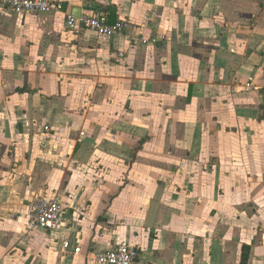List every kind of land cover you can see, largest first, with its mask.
Here are the masks:
<instances>
[{"label":"crops","instance_id":"crops-1","mask_svg":"<svg viewBox=\"0 0 264 264\" xmlns=\"http://www.w3.org/2000/svg\"><path fill=\"white\" fill-rule=\"evenodd\" d=\"M56 1L0 8V264H264V0ZM101 11L129 27L65 29ZM54 198L65 226L27 231Z\"/></svg>","mask_w":264,"mask_h":264},{"label":"built area","instance_id":"built-area-1","mask_svg":"<svg viewBox=\"0 0 264 264\" xmlns=\"http://www.w3.org/2000/svg\"><path fill=\"white\" fill-rule=\"evenodd\" d=\"M0 8L18 16L36 17L40 14L62 13L64 6L62 2L56 0H0ZM64 25L68 31L85 29L104 39L119 37L129 27V23L122 20L110 23L105 11L91 15L80 14L79 16L67 12L64 14ZM117 57L123 59L124 53L118 51ZM49 132V126L45 125L41 132L43 135L41 146L45 150H55V146L52 147L48 137ZM64 226L65 208L57 198L36 199L30 204L26 224L27 231L58 232ZM69 247V242H62L64 250ZM79 252V248L74 249V254ZM87 258L96 264H136L139 250L137 247L120 242L113 248L90 252L87 254Z\"/></svg>","mask_w":264,"mask_h":264},{"label":"water","instance_id":"water-1","mask_svg":"<svg viewBox=\"0 0 264 264\" xmlns=\"http://www.w3.org/2000/svg\"><path fill=\"white\" fill-rule=\"evenodd\" d=\"M76 16H79V15L76 14Z\"/></svg>","mask_w":264,"mask_h":264}]
</instances>
